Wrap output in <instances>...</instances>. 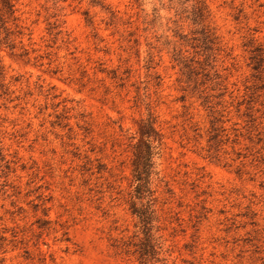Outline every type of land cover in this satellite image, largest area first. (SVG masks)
<instances>
[{
  "label": "rangeland",
  "instance_id": "1",
  "mask_svg": "<svg viewBox=\"0 0 264 264\" xmlns=\"http://www.w3.org/2000/svg\"><path fill=\"white\" fill-rule=\"evenodd\" d=\"M16 7L0 264H264V0Z\"/></svg>",
  "mask_w": 264,
  "mask_h": 264
},
{
  "label": "trees",
  "instance_id": "2",
  "mask_svg": "<svg viewBox=\"0 0 264 264\" xmlns=\"http://www.w3.org/2000/svg\"><path fill=\"white\" fill-rule=\"evenodd\" d=\"M17 0H0V46H6L9 48H14L16 41L19 37H21L24 34V27L19 24V16L17 15L18 9L16 7ZM202 8L198 7V17L201 18L202 16ZM142 135L144 137L143 143L146 145V150H142V152L139 154L140 157L145 159L146 161L150 160L151 152H150V146H151V139L157 138L156 131L153 127V121L147 120L143 122L142 126ZM145 172V170L139 169V174L142 177V174ZM145 231L147 232V220L143 219ZM126 242H122L121 244H117V248L121 249L123 252L129 250L125 249ZM139 249L135 250L133 253H136ZM139 259L141 261H147V258L143 256V254L140 255Z\"/></svg>",
  "mask_w": 264,
  "mask_h": 264
}]
</instances>
